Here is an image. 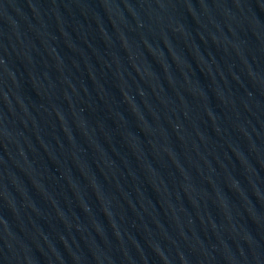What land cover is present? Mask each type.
<instances>
[{"label":"water","instance_id":"95a60500","mask_svg":"<svg viewBox=\"0 0 264 264\" xmlns=\"http://www.w3.org/2000/svg\"><path fill=\"white\" fill-rule=\"evenodd\" d=\"M0 264H264V0H0Z\"/></svg>","mask_w":264,"mask_h":264}]
</instances>
